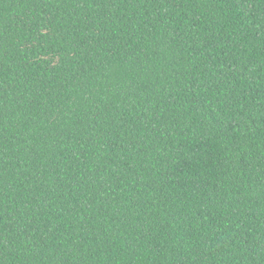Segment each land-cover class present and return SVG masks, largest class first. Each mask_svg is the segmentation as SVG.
I'll list each match as a JSON object with an SVG mask.
<instances>
[{"label":"trees","instance_id":"1","mask_svg":"<svg viewBox=\"0 0 264 264\" xmlns=\"http://www.w3.org/2000/svg\"><path fill=\"white\" fill-rule=\"evenodd\" d=\"M0 264H264V0H0Z\"/></svg>","mask_w":264,"mask_h":264}]
</instances>
